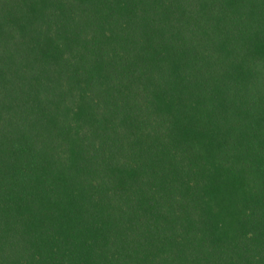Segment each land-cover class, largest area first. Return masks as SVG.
I'll use <instances>...</instances> for the list:
<instances>
[{"label": "trees", "instance_id": "16d2710c", "mask_svg": "<svg viewBox=\"0 0 264 264\" xmlns=\"http://www.w3.org/2000/svg\"><path fill=\"white\" fill-rule=\"evenodd\" d=\"M0 264H264V0H0Z\"/></svg>", "mask_w": 264, "mask_h": 264}]
</instances>
